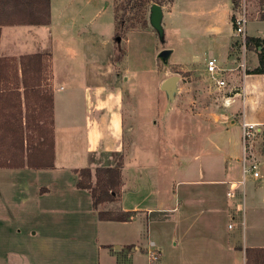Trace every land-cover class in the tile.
<instances>
[{"label":"crops","instance_id":"1","mask_svg":"<svg viewBox=\"0 0 264 264\" xmlns=\"http://www.w3.org/2000/svg\"><path fill=\"white\" fill-rule=\"evenodd\" d=\"M235 1L170 0L161 5L163 32L177 30L179 40L195 42L189 53L192 58L204 56L201 67L173 64L188 72L205 71L206 61L214 59L219 72L227 74L215 77L224 81V87L216 86L210 76L214 89L222 96L221 112L214 113L213 118L219 122L218 128L210 132L206 120H201L206 129L204 145L224 152L222 165L232 170L237 166V173L226 181L220 176L206 177L200 164L193 169L182 160L178 164L182 179L170 176L171 168L176 173V167L169 158L175 156L170 149H166L165 155L153 145V134L143 129L145 116L138 104L131 108L133 116H126L128 105L124 104L121 85L115 82L114 60L109 53L81 63L69 49L59 47L63 32L59 35L55 28L52 0H46L44 5L47 24L0 26V59H15L12 67L0 70L1 74H8V78L1 79V88H17L23 101L18 58L47 56L42 58L39 69V86L34 87L38 92L27 90V102L33 105L37 98H51L54 140L52 169L0 168V173L9 170L18 174L0 178V253L5 258L2 261L0 256V264H164L161 256L166 242L172 240L173 246H178V239L184 241V246L213 241L211 245L220 256L195 260L197 264H245V249L264 248V182L262 188L259 182L262 176L251 178L247 231L245 214L240 229L231 222L235 217L231 208L236 201L226 204L219 194L220 200L216 201L224 205L213 208L208 195L213 191L212 185L235 181L241 176L242 150L239 154L238 138L241 139L242 123L254 124L258 129L264 126V75L246 74V70L256 67L257 57L256 63L247 67L239 58L238 52L247 50L243 46L237 49L236 45L231 21ZM43 2L30 3V9L36 13L31 19L39 12L41 18L46 16ZM69 32L76 43L82 42V34L97 35L86 27L77 33ZM158 42L151 27L126 32L123 69L126 83L133 79L138 82L154 72ZM100 44L103 50L109 47L105 39ZM62 52L69 61L64 66L60 62ZM32 80L27 81L28 89L35 83L34 77ZM134 90L140 95V90ZM234 133L238 138H234ZM210 136L219 141L210 144ZM118 161L119 195L94 210L90 192L76 187V172L82 168L115 167ZM257 195L261 196L259 201ZM98 212L132 215L126 221H106L98 219ZM214 213L223 218L227 215L223 229L217 228L215 221L205 219ZM208 220L209 225L204 226ZM229 223L231 229L227 228ZM188 258L187 263L191 264L190 254Z\"/></svg>","mask_w":264,"mask_h":264},{"label":"rangeland","instance_id":"2","mask_svg":"<svg viewBox=\"0 0 264 264\" xmlns=\"http://www.w3.org/2000/svg\"><path fill=\"white\" fill-rule=\"evenodd\" d=\"M52 15L55 28L59 31V35L63 32L60 39L59 47L67 51L68 49L76 56L77 61L83 63L86 60L99 59L103 54L109 53L110 57L114 60L116 83L121 85L122 94L124 98V104L128 105L125 112L128 118L133 115L132 107L138 104V109L145 116L142 122L144 130H148L153 134L152 142L157 148H160L162 154H167L166 149H170L171 155L175 156L173 159L170 156V163L176 167V173L171 168L170 176H176L177 179H182L180 176L182 173L179 162L182 160L185 163H190V168L194 169V165H201L206 177L215 178L220 176L223 180H228L232 177L233 173H237V166L234 170L229 166L221 164L222 156L224 152H217L214 148L204 145V136L206 129L204 121L208 124L209 131L218 128V121L213 120L215 114H219L222 109V96L217 92L213 85L212 79L207 73L200 69H186L179 68L174 65V62L180 63L186 67H191L193 64L202 66L204 63V56H198L192 58L190 53L191 47L195 42L181 41L178 39L177 30H166L163 33V40L158 42L157 53L161 50L170 51V55L164 62L161 59H156V67L151 75L144 76L140 81L136 79L130 80L126 83L123 80L124 76V58H125V46L124 38L128 30H142L149 29L150 24L148 21L150 5L156 3L158 5H166L170 0H112V8L114 16L117 21V26L112 24V17L110 16V0H52ZM108 3V4H106ZM245 10L247 14V22L245 26V35H250L258 38H264V21L257 20L258 3L257 0H244ZM234 10V9H233ZM113 18V21L115 20ZM88 28L92 33H96V37L82 34V42L76 43L71 40L72 33H77L81 29ZM90 32V33H91ZM91 37V38H90ZM116 37L119 40L116 41ZM108 41L109 47L107 50L101 49V40ZM237 49L241 47L240 38L236 39ZM84 41V43H83ZM59 49V48H58ZM161 49V50H160ZM61 52V51H60ZM254 51H242L238 52L241 62L247 65L256 63V56ZM61 65L68 63L67 57L62 52ZM194 59H199L194 62ZM177 75L179 82L177 84L178 91L176 97L171 104V109L165 112L166 108V96L159 90L161 82L169 76ZM226 77L225 73H216L215 77ZM141 84V85H140ZM140 86V87H139ZM140 90V95H136L135 90ZM133 90V93H132ZM137 91V92H138ZM215 113V114H214ZM135 118V117H134ZM204 121H201V120ZM133 123V122H132ZM235 131V130H234ZM211 135V134H210ZM237 135L234 133V138ZM238 138V137H237ZM238 150L241 154L242 139H239ZM219 140L210 136V144L217 143ZM246 156L253 160L257 165L262 179L264 182V126L259 127V131L253 133L250 138L245 140ZM197 155L198 158H194ZM198 159V160H196ZM228 165H231L229 163ZM166 178L169 179V174L166 172ZM18 176V174L12 173L9 170H3L0 173V178H12ZM165 178V179H166ZM261 178V177H260ZM241 179V176H240ZM251 178L247 176L244 186L245 193V212L244 220L246 223L247 216L249 214V194L251 192ZM259 186V187H260ZM209 200L211 206H223L224 203L229 204L231 200L225 197V184H216L211 186ZM257 187V188H259ZM258 192V190H257ZM256 192V194H257ZM264 192V190H263ZM217 194V197H216ZM221 199L224 203L216 201ZM260 194V193H258ZM256 200L259 201L261 196L257 195ZM232 209V210H231ZM229 210L234 211V208ZM234 223L237 229H240L242 224V212L234 211ZM216 216V218L214 217ZM218 218V219H217ZM216 222V227L223 229V225H226L228 220L227 215L223 218L220 215L212 214L209 218ZM209 220L204 222L205 225H209ZM224 223V224H223ZM220 229V230H221ZM241 232V231H240ZM179 245L173 246V241L168 240L166 246L162 250V262L164 264H186L189 260L190 254L191 264H197L195 260H201L207 258H217L220 256L218 250L212 246L208 240L203 241L201 244H191L184 246V241ZM175 243V242H174ZM1 259L3 254L0 253ZM5 258L2 259L4 261ZM3 264V262H1ZM188 264V263H187Z\"/></svg>","mask_w":264,"mask_h":264},{"label":"trees","instance_id":"3","mask_svg":"<svg viewBox=\"0 0 264 264\" xmlns=\"http://www.w3.org/2000/svg\"><path fill=\"white\" fill-rule=\"evenodd\" d=\"M32 1L34 0H0V26L14 23L47 24L48 12H44L46 0L43 2V16H46L41 18L39 12L34 20L31 17L36 13H33L29 7ZM257 3L259 5L257 19L264 21V0H257ZM231 21L235 28L233 15ZM244 46L246 50L254 51L257 57L256 67L246 70V74L264 75V38L245 36ZM43 57L47 56L36 54L18 58L23 101L17 88L10 90L0 87V168L45 170L54 167L51 98H37L33 105L27 102V90L34 94L38 92V88L34 89V87L39 86L38 73L42 67ZM157 59L159 60L158 57ZM12 61L15 59H0V70L12 67ZM6 77L8 78V74L0 73V81ZM33 77L35 83L28 89L27 81H33ZM120 164L118 161L115 167L82 168L76 172L78 174L76 187L90 192L94 210L98 205L112 202L118 197ZM131 215L129 212L97 213L98 219L106 221H126L131 218ZM245 257V264H264V248H247Z\"/></svg>","mask_w":264,"mask_h":264},{"label":"built area","instance_id":"4","mask_svg":"<svg viewBox=\"0 0 264 264\" xmlns=\"http://www.w3.org/2000/svg\"><path fill=\"white\" fill-rule=\"evenodd\" d=\"M234 6V35L240 38L241 46H244V39H245V26L247 22V14L245 10V3L244 0H237L235 1ZM220 69L217 66V63L214 59H208L205 63V72L212 77L214 80L216 86L218 87H224L225 83L223 80L215 78V74L219 72ZM241 139H242V157L240 160L241 165V179L227 182V189L225 192V196L227 199L231 200V202L236 201V204H234V211H240L242 212V215L244 214L245 209V193H244V186L246 183L247 176H250V178L253 179H259L261 177L259 170L257 168V165L253 162V160H250L246 156V148H245V140L247 138H250L254 132L259 131L258 126L254 124H249L243 122L241 125ZM228 229L232 228V224L229 223L227 225ZM154 259L155 256H152Z\"/></svg>","mask_w":264,"mask_h":264},{"label":"water","instance_id":"5","mask_svg":"<svg viewBox=\"0 0 264 264\" xmlns=\"http://www.w3.org/2000/svg\"><path fill=\"white\" fill-rule=\"evenodd\" d=\"M148 21H149L150 27L156 33L159 42H161L163 40V33L164 32H163V28L161 25L162 10H161L160 5H158L156 3H153L150 5ZM118 40L119 39L117 38L116 41H118ZM169 55H170V51L161 50L158 52L157 57L165 62ZM179 80L180 79L177 75H172V76H169L166 79H164L160 84L159 89L166 96L165 112L168 111V109L170 108L171 104L173 103V101L176 97V94L178 91L177 84H178Z\"/></svg>","mask_w":264,"mask_h":264}]
</instances>
